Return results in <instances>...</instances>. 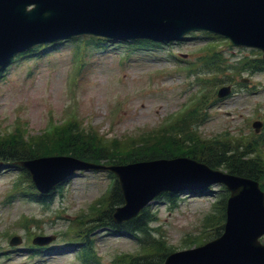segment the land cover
I'll return each mask as SVG.
<instances>
[{"label":"rangeland","instance_id":"rangeland-1","mask_svg":"<svg viewBox=\"0 0 264 264\" xmlns=\"http://www.w3.org/2000/svg\"><path fill=\"white\" fill-rule=\"evenodd\" d=\"M203 40L190 36L185 42L171 47L139 51L126 65H122L126 55L118 64L119 56L126 50L125 45L109 44L104 52L85 47L87 65L81 68L77 79L76 75L69 77L73 69L70 63L76 59L71 57L75 44L69 42L60 43L41 58H13L0 77V135L13 132L19 125L23 135L40 136L51 124H58L75 114L86 129L98 131L109 141L115 139L128 143L127 137L156 129L165 118L181 112L182 106L195 97L197 88L191 84L194 77H187L185 71L171 75L157 72H170L177 68L169 52L182 59V65L193 61L196 51L204 44ZM219 49L224 50L226 56L248 54L245 49L231 50L224 46ZM127 55L130 57L131 53ZM242 77L249 79L245 87L236 88L231 97L204 111V124L198 129L204 138L210 139L222 132L253 133L251 123L261 120L254 117L264 114V73L252 77L243 74ZM235 80L239 81L238 78ZM74 91L75 99L70 100L68 95L73 96ZM113 106L118 112L116 117L111 113ZM260 150L264 159V143H261ZM41 153H46L41 156L48 157L47 154L56 152ZM217 169L227 170L222 166ZM19 172L16 167L0 169V233L10 228L23 239L10 247L8 239L0 238V248L4 250H0V264H80L72 248L62 243L59 233L67 229L75 218L84 215L87 206L109 187L106 173L91 170L75 172L63 182V188L51 200L50 210L43 212L39 204L20 196L4 203ZM183 179L182 185H188V178ZM176 195H170L177 200L175 209H169L162 199L153 200L149 206L158 220L152 226L159 228L160 237L163 236L175 252L189 249L184 248L182 238L188 233L197 235L201 220L211 210L217 194L190 192L189 195ZM20 214L41 219L37 228L40 236L54 237L43 245L38 256L30 257L33 252L25 246V232L18 225L13 226ZM103 234H99L96 240V251L102 264H109L115 253L134 252L136 245L133 239ZM160 237L157 236L158 239Z\"/></svg>","mask_w":264,"mask_h":264},{"label":"water","instance_id":"water-1","mask_svg":"<svg viewBox=\"0 0 264 264\" xmlns=\"http://www.w3.org/2000/svg\"><path fill=\"white\" fill-rule=\"evenodd\" d=\"M205 28L229 38L234 45L257 47L264 53V0H0V66L16 51L74 33H110L117 38L139 33L170 39ZM229 92L228 87L222 88L218 96ZM20 164L42 192L50 191L76 170L114 172L123 197V206L112 215L117 223L134 218L163 192L201 187L203 182L224 184L231 195L223 234L193 252L171 254L164 263L264 264V246L258 242L264 234L263 195L253 181L184 159L103 167L53 157ZM185 176L188 185L183 186ZM19 241L14 238L13 244ZM49 241L35 239L38 245Z\"/></svg>","mask_w":264,"mask_h":264},{"label":"trees","instance_id":"trees-1","mask_svg":"<svg viewBox=\"0 0 264 264\" xmlns=\"http://www.w3.org/2000/svg\"><path fill=\"white\" fill-rule=\"evenodd\" d=\"M232 74L242 72H264V61L260 54L253 57L238 59L230 69ZM218 75V73H215ZM224 75H220L216 81ZM226 78V77H225ZM219 79V80H218ZM186 113L176 119L155 141L144 138L138 142L122 143L117 140H107L93 129H85L76 121L53 126L41 136H25L19 129L12 133L0 135V160L8 165L15 161L30 160L41 156L45 151H55L46 156H70L93 163L105 165L128 164L140 161L169 159L172 157H189L211 168L222 166L226 171L244 178L259 180L264 189V161L249 157L261 143L257 138L246 139L222 137L206 140L196 130L203 123L201 114L207 108L204 97ZM260 137V136H257ZM41 153V154H40ZM179 153L178 156H173ZM44 157V156H41ZM263 179V180H262ZM31 184L24 174L16 181ZM32 189V188H31ZM17 193V188H14ZM227 194L221 190L215 201V211L206 218V230L211 231L208 240L218 237L222 233L225 217V201ZM169 200L173 202V197ZM122 205V195L119 186L115 183L109 193L99 202L91 205L87 213L74 221L73 231L64 235L68 241L75 243L77 258L82 264H99L100 258L95 252V240H98L97 231L104 229L114 233H124L138 241L139 248L133 254H125L112 260V264H163L165 257L174 252L164 240L155 236L157 230L152 223L157 221L156 214L148 208L143 210L135 219L122 225H115L111 214L114 208ZM200 244V243H199Z\"/></svg>","mask_w":264,"mask_h":264}]
</instances>
